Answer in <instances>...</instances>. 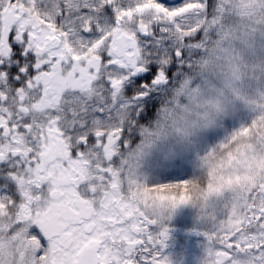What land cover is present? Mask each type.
Returning a JSON list of instances; mask_svg holds the SVG:
<instances>
[{
    "label": "snow or ice",
    "instance_id": "6c2138e0",
    "mask_svg": "<svg viewBox=\"0 0 264 264\" xmlns=\"http://www.w3.org/2000/svg\"><path fill=\"white\" fill-rule=\"evenodd\" d=\"M219 11L218 0H0V264H171L165 225L183 206L140 198L126 156ZM197 222L204 264H264V176Z\"/></svg>",
    "mask_w": 264,
    "mask_h": 264
},
{
    "label": "rangeland",
    "instance_id": "374dc122",
    "mask_svg": "<svg viewBox=\"0 0 264 264\" xmlns=\"http://www.w3.org/2000/svg\"><path fill=\"white\" fill-rule=\"evenodd\" d=\"M218 3L200 55L161 95L156 119L140 123L126 156L145 186L140 198L183 206L165 225L179 230L162 250L171 264H204L197 219L222 214L226 200L264 176V0ZM178 161L186 166L182 178L206 175L204 188L189 195L151 190L149 196L146 184L162 180L152 172Z\"/></svg>",
    "mask_w": 264,
    "mask_h": 264
},
{
    "label": "trees",
    "instance_id": "16d2710c",
    "mask_svg": "<svg viewBox=\"0 0 264 264\" xmlns=\"http://www.w3.org/2000/svg\"><path fill=\"white\" fill-rule=\"evenodd\" d=\"M157 110V107L153 110V115L148 118L146 121L141 122L142 124H147L153 120L156 119V114L155 111ZM249 127L248 124H246V129ZM201 177H198V175H193V176H189L187 178H183L182 181H177L176 179H172V180H158V181H151L152 183H155L157 185V187L154 190H158V191H162V192H167L169 194H185V195H189L191 193L189 192H197L199 193L203 188H204V183L206 180V175L205 174H200ZM198 177V178H197ZM187 179V180H186ZM150 182H148L146 184V187L149 185ZM161 185H167L166 187L161 188ZM148 188V187H147ZM179 230L171 228L168 230V239L171 238H176L178 236L176 233ZM167 244V240L165 241Z\"/></svg>",
    "mask_w": 264,
    "mask_h": 264
}]
</instances>
